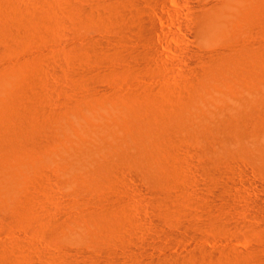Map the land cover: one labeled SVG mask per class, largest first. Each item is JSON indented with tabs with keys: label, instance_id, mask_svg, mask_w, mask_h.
I'll return each instance as SVG.
<instances>
[{
	"label": "rangeland",
	"instance_id": "obj_1",
	"mask_svg": "<svg viewBox=\"0 0 264 264\" xmlns=\"http://www.w3.org/2000/svg\"><path fill=\"white\" fill-rule=\"evenodd\" d=\"M216 1L0 0L1 140L22 114L21 143L0 150V264H264V175L239 157L207 170L182 127L215 86H230L243 51L261 66L264 0H249L260 26L234 21L202 44L192 14ZM221 52L225 72L206 62ZM136 126L152 139L134 160ZM115 143L121 158L105 171L93 150Z\"/></svg>",
	"mask_w": 264,
	"mask_h": 264
},
{
	"label": "bare ground",
	"instance_id": "obj_2",
	"mask_svg": "<svg viewBox=\"0 0 264 264\" xmlns=\"http://www.w3.org/2000/svg\"><path fill=\"white\" fill-rule=\"evenodd\" d=\"M200 1V0H199ZM124 6V5H123ZM128 7V6H127ZM121 8V7H120ZM254 5L249 2V0H217L212 2L209 7L203 8L198 6L195 12L192 14V24L194 27V36L196 40L200 43H211L217 39L218 32L226 29L229 24L232 22H246L248 26L246 30L252 29V26H258L255 18V9ZM6 11V10H5ZM130 11V10H129ZM78 12V11H77ZM81 12H78V14ZM6 15V14H5ZM11 15V14H10ZM129 15V14H128ZM127 15V16H128ZM75 16V15H74ZM80 16V15H79ZM5 17V16H4ZM28 19V18H27ZM77 19V18H76ZM81 19V18H80ZM41 20V19H40ZM11 21V20H10ZM26 21V20H25ZM31 21V20H30ZM27 22V21H26ZM36 22V21H35ZM16 25V24H15ZM22 25V24H21ZM7 26V25H6ZM256 26V27H257ZM260 26V24H259ZM24 27V26H23ZM19 29H22L18 27ZM259 28V27H258ZM256 28V29H258ZM193 30V29H192ZM3 32V31H2ZM24 32V31H23ZM252 32V31H251ZM249 32V33H251ZM263 32V31H262ZM27 33V32H26ZM248 33V34H249ZM264 33V32H263ZM27 35V34H26ZM18 37V36H17ZM249 39V38H248ZM253 40V39H252ZM243 41V40H242ZM248 41V40H247ZM244 43V42H243ZM246 44V42H245ZM264 45V44H263ZM238 46V45H237ZM239 46H242L241 44ZM246 46V45H245ZM262 46V45H261ZM230 48V47H229ZM237 48V47H236ZM244 48V47H242ZM251 48V46H250ZM200 49V48H199ZM223 49V47L221 48ZM235 49V48H234ZM259 49V48H258ZM228 51L227 49H224ZM239 50V49H238ZM218 51V50H217ZM225 51V52H226ZM242 51V49H241ZM239 50V53H242ZM194 52V51H193ZM230 52V51H229ZM247 53L246 51H243ZM195 53V52H194ZM212 53V52H211ZM214 53V52H213ZM212 53V54H213ZM243 53L244 59H240L242 62V69L236 74H227L229 77H226L227 82L229 83L228 87H223L222 85L215 86L213 88V94L208 97H204L203 105L204 109L199 112L196 116L195 121H190L187 119L183 123L182 127L186 129L187 132H190L194 136L195 141L200 144V150L207 154L211 158V166L205 167L207 170L213 169L216 170L221 164H225L229 159L234 160L235 158H246L256 167L259 173L264 175V51L261 53L262 57L260 59L256 57L257 60H261L263 64L257 61L259 66L257 69L250 65V57L248 54ZM255 56V52H251V55ZM259 53V54H260ZM197 54V53H196ZM237 54V53H236ZM200 55V54H199ZM234 55V54H233ZM231 55L233 58L234 56ZM206 56V55H205ZM237 56V55H236ZM258 56V55H257ZM199 57V56H198ZM228 54L218 53L208 57L206 62L210 63L211 67H218L221 72H225L226 68L223 63H227ZM230 57V58H231ZM196 58V57H195ZM233 58L234 60L237 59ZM229 59V58H228ZM249 59V61H248ZM206 60V59H205ZM231 60V59H230ZM229 60V61H230ZM248 61V63H243V61ZM255 60V57H254ZM228 61V62H229ZM239 61V60H237ZM255 61V62H256ZM221 62V63H220ZM253 62V61H252ZM251 62V63H252ZM259 62V63H258ZM220 63V64H219ZM219 64V65H218ZM222 64V66H221ZM238 64V63H237ZM246 64V65H245ZM209 65V64H208ZM206 65L207 67H210ZM218 65V66H217ZM227 65V64H226ZM236 65V64H235ZM234 65V66H235ZM239 65V64H238ZM237 65V66H238ZM228 66H231L228 64ZM236 66V67H237ZM256 66V67H257ZM200 68V67H199ZM203 68V67H202ZM230 68V67H229ZM237 68V69H238ZM207 69V68H206ZM216 69V68H215ZM216 69V70H218ZM228 69V67H227ZM234 69V68H233ZM200 70V69H199ZM218 70V71H219ZM230 70V69H229ZM228 70V71H229ZM198 71V70H197ZM196 71V72H197ZM202 71V70H201ZM200 71V72H201ZM232 71V69H231ZM234 71V70H233ZM236 71V70H235ZM216 72V71H215ZM230 72V71H229ZM220 74V72H218ZM196 74V73H195ZM223 74V73H222ZM84 75V74H83ZM87 75V74H86ZM201 75V73H200ZM193 76V75H192ZM202 76V75H201ZM194 77V76H193ZM196 77V76H195ZM87 78V77H86ZM88 79V78H87ZM200 79V78H199ZM189 80V79H188ZM201 81V80H200ZM86 82V81H85ZM188 82V81H187ZM236 82H238L236 84ZM191 83V82H190ZM181 89V88H180ZM184 89V87H183ZM190 90V89H189ZM193 90V89H191ZM143 91V90H142ZM147 88V92H148ZM156 91V90H155ZM180 92H183L180 91ZM192 92V91H191ZM150 93V92H148ZM158 93V92H157ZM156 93V94H157ZM186 93V92H185ZM189 93V92H188ZM180 94V93H179ZM183 94V93H182ZM187 95V94H186ZM156 96V95H155ZM201 96V95H200ZM1 97V96H0ZM148 98V97H147ZM182 98V97H181ZM187 98V97H186ZM193 99V98H192ZM157 100V98H156ZM155 100V101H156ZM239 100H242L244 104H239ZM8 101V100H7ZM177 101V100H176ZM158 102V101H157ZM178 102V101H177ZM175 103V102H174ZM164 104V103H163ZM172 104V103H171ZM7 105V104H6ZM166 105V104H165ZM180 105V104H179ZM186 105V104H185ZM10 106V105H8ZM160 106V105H159ZM177 106V105H176ZM180 107V106H179ZM14 108V107H13ZM23 108V107H22ZM168 108V106H167ZM172 108V107H171ZM187 108V107H186ZM8 109V108H7ZM10 109V108H9ZM18 109V108H17ZM23 110V109H22ZM21 111V110H20ZM182 111V110H181ZM7 112V111H6ZM5 113V112H4ZM24 113V112H23ZM14 114V113H13ZM175 114V113H174ZM2 115V114H1ZM22 114L16 112V115H11L8 117L7 121L9 128L11 130L10 137L3 140L0 139V150L5 152L11 143L20 144L18 131L20 130L21 116ZM172 115V114H171ZM138 116V115H137ZM159 116V115H158ZM25 117V116H24ZM164 117V116H162ZM177 119V116L175 117ZM179 118V117H178ZM1 119V118H0ZM146 119V118H145ZM69 118H64L62 124V132L65 136H68L69 127L66 121ZM143 120V119H142ZM167 120V119H166ZM161 121V120H160ZM61 123V122H60ZM87 123V122H86ZM156 123V122H155ZM22 126V125H21ZM5 127V126H4ZM169 127V126H168ZM136 140L133 143L135 155L132 159L136 160L141 157L145 149L150 146L152 139V134L150 131L146 130L145 127L136 126ZM178 132V131H177ZM153 133V132H152ZM180 135V134H179ZM21 136V135H20ZM161 136V135H160ZM173 136V135H172ZM176 136V135H175ZM163 137V136H162ZM2 138V137H1ZM119 138V137H118ZM175 138V137H174ZM21 139V138H20ZM164 139V138H163ZM81 140V138H80ZM165 140V139H164ZM180 140V139H179ZM160 141V140H159ZM171 141V140H170ZM175 141V140H174ZM187 142V141H186ZM98 143V142H97ZM96 143V144H97ZM176 143V142H175ZM172 144V143H171ZM112 145V144H111ZM131 145V144H130ZM170 145V144H168ZM178 145V144H177ZM183 145V144H182ZM192 145V143H191ZM26 146V145H25ZM70 149L76 150L77 146L74 143L69 145ZM167 146V145H166ZM175 146V145H174ZM162 147V146H161ZM11 148V147H10ZM156 148V147H155ZM183 148V147H182ZM187 148V147H186ZM24 149V148H23ZM160 149V148H158ZM185 149V148H184ZM9 150V149H8ZM170 150V149H169ZM168 150V152H169ZM172 150V149H171ZM170 150V151H171ZM183 150V149H182ZM195 150V149H193ZM198 150V148H197ZM160 151V150H159ZM181 151V150H180ZM123 152V151H122ZM193 152V151H192ZM2 153V152H1ZM12 153V152H11ZM196 153V152H194ZM179 154V153H178ZM181 154V153H180ZM2 155V154H1ZM121 158V154L117 150L116 143L111 148V150L106 149L104 146H95L92 156H101L103 162L100 164V168L103 170L109 169V163L112 156ZM169 155V154H168ZM170 156V155H169ZM174 156V155H173ZM204 156V155H203ZM151 157V156H150ZM162 157V156H161ZM183 158V157H182ZM238 158V159H239ZM166 159V157H165ZM168 159V158H167ZM198 159V158H197ZM68 160V159H67ZM66 160V161H67ZM121 160V159H120ZM129 160V159H128ZM162 161L163 158L161 159ZM171 159H169L170 161ZM180 160V159H179ZM13 161V160H12ZM71 161V160H70ZM172 161V160H171ZM184 161V160H183ZM63 162V161H62ZM161 162V161H160ZM179 162V161H178ZM207 162V161H206ZM210 162V163H211ZM230 162V161H229ZM146 163V162H145ZM159 163V162H158ZM183 163V162H182ZM204 163V162H203ZM238 163V161H237ZM13 164V163H12ZM75 164V163H74ZM162 164V163H161ZM18 165V164H17ZM164 165V163L162 164ZM173 165V164H172ZM184 165V164H183ZM9 166V165H8ZM70 166V167H69ZM143 170V176L145 179L151 181L153 176L150 173V169L144 165V161H141L139 165ZM175 166V165H173ZM231 166V165H230ZM67 167L72 169V177L77 178V170L71 165L67 164ZM161 167V166H159ZM184 167V166H182ZM226 167V166H225ZM16 170V165L13 166ZM126 168V167H125ZM163 168V167H162ZM168 166H164V174L162 179L166 181V173L169 174ZM177 168V166H176ZM181 168V166H180ZM227 168V167H226ZM171 169V167H170ZM175 169V168H174ZM179 169V168H178ZM230 169V168H229ZM204 170V169H203ZM206 170V171H207ZM122 171V170H121ZM201 171V170H200ZM212 171V170H211ZM19 172V171H18ZM79 172V170H78ZM102 172V171H99ZM109 172V171H108ZM163 172V171H162ZM218 172V171H217ZM256 172V171H255ZM22 173V172H21ZM177 173V171L175 172ZM174 173V174H175ZM181 173V172H179ZM19 174V173H18ZM121 174V173H118ZM160 174V172H159ZM158 174V177H159ZM216 174V173H215ZM177 175V174H176ZM182 175V174H181ZM184 175V174H183ZM205 175V174H204ZM217 175V174H216ZM222 175V174H221ZM220 175V176H221ZM171 176V175H170ZM178 176V175H177ZM186 176V175H185ZM215 176V175H214ZM225 176V175H224ZM13 177V175H12ZM140 177V176H139ZM169 177V176H168ZM176 177V176H174ZM173 177V178H174ZM81 178V177H80ZM110 178V177H108ZM170 178V177H169ZM172 178V179H173ZM177 178V177H176ZM17 179V178H16ZM85 179V178H84ZM114 179V178H112ZM216 179V178H215ZM169 180V179H168ZM167 180V181H168ZM182 180V178H181ZM73 181V180H72ZM83 181V180H82ZM102 181V180H101ZM174 181V180H173ZM81 182V181H80ZM169 182V181H168ZM185 182V181H184ZM223 182V181H222ZM181 183V182H180ZM112 184V183H110ZM165 184V183H164ZM169 184V183H167ZM177 184V182H176ZM218 184V183H217ZM166 185V184H165ZM187 185V184H186ZM220 185V184H219ZM223 185V184H222ZM79 186V185H78ZM81 186V185H80ZM177 186V185H176ZM213 186V185H212ZM218 186V185H216ZM84 187V186H83ZM155 187V186H154ZM171 187V186H170ZM214 187V186H213ZM157 189V188H156ZM155 190V189H154ZM173 190V189H171ZM221 190V189H220ZM157 191V190H156ZM152 193V191H150ZM162 194L163 200L160 201V210L165 209L167 206V191H160ZM219 192V191H217ZM222 192V191H221ZM16 193V192H15ZM158 193V192H157ZM177 193V191H176ZM171 195V193H170ZM187 195V194H185ZM175 196V195H174ZM183 196V195H182ZM156 198V197H155ZM178 198V197H177ZM171 199V198H170ZM185 199V198H184ZM180 200V199H179ZM183 200V199H182ZM188 200V199H187ZM172 201V200H170ZM174 201V200H173ZM172 201V202H173ZM175 202V201H174ZM179 202V201H178ZM181 202V200H180ZM169 203V202H168ZM176 203V202H175ZM187 203V202H186ZM182 204V203H181ZM185 204V203H184ZM12 205V204H11ZM10 205V206H11ZM20 205V203H19ZM156 205V204H155ZM187 206V205H186ZM15 207V206H14ZM19 207V206H18ZM177 208V207H176ZM184 208V207H183ZM20 209V208H18ZM168 209V208H167ZM158 210V211H160ZM182 210V209H181ZM18 211V210H17ZM162 211V210H161ZM179 211V210H178ZM164 213V211H162ZM14 214V211L12 212ZM175 213V212H174ZM177 213V212H176ZM169 216V215H168ZM213 217V216H211ZM215 217V216H214ZM213 217V218H214ZM170 218V217H169ZM167 218V219H169ZM172 218V217H171ZM165 220V216H164ZM170 220V219H169ZM211 221V219H210ZM209 221V222H210ZM214 221V220H212ZM208 222V224H209ZM221 223V222H219ZM214 224V223H213ZM217 225V224H216ZM215 226V225H214ZM218 228V227H217ZM115 231V229H114ZM114 233V232H113ZM123 233V232H121ZM112 235V234H111ZM121 235V234H120ZM114 237V236H113ZM122 237V236H121ZM113 239V238H112ZM109 241V240H108ZM115 241V240H114ZM202 250V249H200ZM176 257V256H175ZM175 260V259H174ZM180 262V261H179ZM163 263V262H162Z\"/></svg>",
	"mask_w": 264,
	"mask_h": 264
}]
</instances>
